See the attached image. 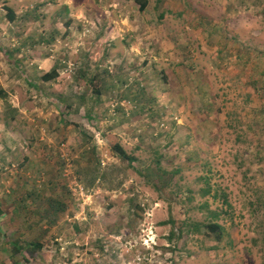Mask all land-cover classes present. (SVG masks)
<instances>
[{
	"label": "rangeland",
	"instance_id": "1",
	"mask_svg": "<svg viewBox=\"0 0 264 264\" xmlns=\"http://www.w3.org/2000/svg\"><path fill=\"white\" fill-rule=\"evenodd\" d=\"M13 1L0 264H264V0H78L58 30L30 12L46 3Z\"/></svg>",
	"mask_w": 264,
	"mask_h": 264
},
{
	"label": "crops",
	"instance_id": "2",
	"mask_svg": "<svg viewBox=\"0 0 264 264\" xmlns=\"http://www.w3.org/2000/svg\"><path fill=\"white\" fill-rule=\"evenodd\" d=\"M59 1H61V4H59V5H57V7H58V11H55V8H53L56 4V0H40V2L38 1L37 3H35L36 5L39 3V4H44V3H46L45 4V7H36L37 9H34V10H37V11H32V10H30V12H34L35 14H41V15H39V19L38 20H44L43 21V25L45 26V27H48V26H50V25H54V27L58 30L59 29V27H61L62 25L60 24L61 23V21H62V19L64 18V16H66L65 17V19L64 20H66V22L64 23V25H68L70 22H71V25H72V23H74V21L75 20H79L81 17H83L85 14H88V12H84L82 9H80V8H76V5H75V2L76 1H78V0H59ZM15 4H17L18 5V1L17 0H14L13 1ZM53 4V7H51V8H53V11H51V9H50V6ZM55 4V5H54ZM49 6V7H48ZM86 9V8H85ZM21 10L22 9H20V11H18V10H13L12 9V11H13V14H17V13H19V12H21ZM24 10L25 11H28L29 10V8L28 7H25L24 8ZM38 12H41V13H38ZM52 12H53V14H52ZM103 12H105V13H107V14H109V15H112V11L111 10H108V9H103ZM48 14V15H47ZM47 16V17H46ZM119 18L118 17H116V16H110L109 18H108V21L106 22L107 23V26L105 27V28H108L109 26H110V21H112L113 22V24L115 25V27H120V24H119V20H118ZM69 20V21H68ZM71 20V21H70ZM110 20V21H109ZM52 22V23H51ZM60 22V23H59ZM28 23V22H27ZM30 25H34L33 24V22L31 21V23H29ZM63 24V23H62ZM126 24V23H125ZM49 28V27H48ZM48 28L47 29H43V30H40V27H38V30L41 32L40 34H38V39H43L44 37L43 36H45V34L47 33V30H48ZM53 28V27H52ZM113 28H114V26H113ZM31 36V35H30ZM45 39H47V38H45ZM204 38H202V40H203ZM206 41V40H205ZM38 43H41V42H48V41H37ZM135 46H136V44H135ZM134 46V47H135ZM48 60H50L49 58H44V59H41V60H39V62H40V64L42 65L44 62H45V64H47L49 61ZM158 61H159V59H157ZM161 60V59H160ZM164 78H165V76H164ZM164 83V82H163ZM166 84V83H165ZM158 88H159V86H157ZM166 87V86H165ZM161 88V87H160ZM156 91H159V89L158 90H156ZM162 94H164V93H160L157 97H159L160 95H162ZM159 101H160V99H159Z\"/></svg>",
	"mask_w": 264,
	"mask_h": 264
},
{
	"label": "trees",
	"instance_id": "3",
	"mask_svg": "<svg viewBox=\"0 0 264 264\" xmlns=\"http://www.w3.org/2000/svg\"><path fill=\"white\" fill-rule=\"evenodd\" d=\"M140 8H144L145 6V1H140ZM8 17H10L12 19L13 17V13L12 10L9 9V13H8ZM56 69L53 68L51 69L49 72L44 73L41 77L43 80H49L52 79L55 75H56ZM7 91L3 88L0 87V98H5L7 96ZM110 149L112 150V152L121 160H125L127 161L128 165H131L134 163V161H136V157L134 155H131L130 153H127L125 151V149L122 147V145L117 141V140H112L110 141ZM137 170V169H136ZM138 172H141V170L139 169ZM221 226L216 223V222H208V223H193L191 230L194 232H198L199 230L201 232H203L204 234H210L209 232H217L220 230L221 232ZM207 230V231H206ZM219 234V233H218ZM16 242V241H15ZM15 248V250H21V247H19V245L17 246H13ZM42 245L39 243H34L32 245V247H30L27 251V253H29V256L31 258H37L39 257V252L41 251ZM18 253V252H17Z\"/></svg>",
	"mask_w": 264,
	"mask_h": 264
},
{
	"label": "built area",
	"instance_id": "4",
	"mask_svg": "<svg viewBox=\"0 0 264 264\" xmlns=\"http://www.w3.org/2000/svg\"><path fill=\"white\" fill-rule=\"evenodd\" d=\"M122 104V103H121Z\"/></svg>",
	"mask_w": 264,
	"mask_h": 264
}]
</instances>
